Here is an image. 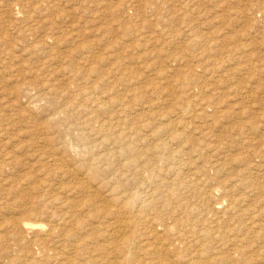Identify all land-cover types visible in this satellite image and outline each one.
Segmentation results:
<instances>
[{
	"label": "rangeland",
	"instance_id": "obj_1",
	"mask_svg": "<svg viewBox=\"0 0 264 264\" xmlns=\"http://www.w3.org/2000/svg\"><path fill=\"white\" fill-rule=\"evenodd\" d=\"M1 128L0 256L17 221L94 226L139 176L217 223L203 259L264 264V0H0Z\"/></svg>",
	"mask_w": 264,
	"mask_h": 264
},
{
	"label": "bare ground",
	"instance_id": "obj_2",
	"mask_svg": "<svg viewBox=\"0 0 264 264\" xmlns=\"http://www.w3.org/2000/svg\"><path fill=\"white\" fill-rule=\"evenodd\" d=\"M97 108H99V106ZM176 127H178V125ZM0 130H2V128ZM5 130L6 128L4 131ZM116 140H118V138H115V141ZM134 140H136L135 137ZM130 143L132 144L130 149H137L133 138ZM151 152H153V150H151ZM140 158V156H137L135 160L140 161ZM106 159L109 158L106 157ZM154 164L155 161H152L149 170ZM158 169H161V166H158ZM153 181H156V179ZM133 183L137 186L135 189L136 191H127V201L124 208L114 211L110 209L111 211H108V213L106 212V214L99 216L98 219L100 220L97 221L96 225L93 226L92 224V228L89 227L91 224L88 223L90 222L86 220L85 222H87V224L83 222L85 216L83 217L81 215L83 219L81 217H75L77 214L74 213V210L71 212L69 209L65 210L63 214L60 213L61 215L58 214L59 216H57L55 223H52L53 220H49L51 223H46L43 219L35 215H31L26 219H18L19 221L15 223V227L13 226L10 230V234L8 233V235L12 237L11 245L8 243L10 245V250L7 249L6 255H1L0 257H2V260L4 259L3 257H5V264H203L206 261H209L208 263L214 262L215 264H221L226 261H231L226 255H222L217 251V253L212 254L215 249H213L214 251L211 254L209 253V255L206 256V259L202 258L203 253H200L201 249L198 248L196 250L197 247L202 246L201 244H206L208 248H215L216 244L222 241V232L216 222L210 226V230L207 234H203L200 229L203 221L197 218L190 221L192 213L189 212V210L192 209L189 208V204L186 202L180 201V203L179 201H174L175 196L178 194L177 191L168 189L167 191L169 193L166 194V198H164L163 202L160 195H164L163 191L165 189L161 187V185L157 184L154 186V188L158 189L156 191H159V193H156L151 191L152 188L149 190L150 187L147 189L143 188L147 187V182L144 177L138 176L135 178L133 176ZM167 183L168 182H166V184ZM151 184L153 187V183ZM170 186L169 183L167 187ZM109 191L111 190L109 189ZM157 194L161 202L156 200ZM223 202V200H218L215 203L220 206ZM237 203L235 200L231 202L228 201L227 207L231 208ZM65 206H63V208ZM99 206L104 205L101 204ZM115 206L113 207L115 208ZM145 206L149 208L148 212H145ZM100 211L101 210L98 212ZM185 211L188 217L182 215ZM93 216L91 215V217ZM53 217L55 218V216ZM90 218L88 220H90ZM193 221L194 223H191ZM12 223H14V221ZM4 237L5 236L0 234V239L2 241ZM18 241H20V244L24 242L23 246L25 250L16 249ZM203 241H205V243ZM233 242L234 241H232V243ZM227 244L229 243L227 242ZM220 245L223 244L220 243ZM229 248L227 250H229ZM223 249L224 248H222V250ZM195 254H197L198 258H196ZM230 258L233 259V256ZM233 261L234 260H232V262Z\"/></svg>",
	"mask_w": 264,
	"mask_h": 264
}]
</instances>
